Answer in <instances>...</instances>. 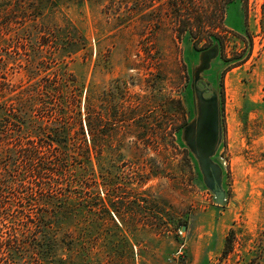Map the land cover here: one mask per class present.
I'll return each mask as SVG.
<instances>
[{"label": "rangeland", "instance_id": "obj_1", "mask_svg": "<svg viewBox=\"0 0 264 264\" xmlns=\"http://www.w3.org/2000/svg\"><path fill=\"white\" fill-rule=\"evenodd\" d=\"M222 3L0 0V104L46 101L64 72L79 88L91 169L77 187L76 252L58 249L72 264H264V0ZM51 29L76 33L77 46L50 47ZM213 41L221 206L176 133L189 116V60ZM50 54L58 61L48 65ZM8 147L3 158H14L15 143ZM10 162L0 161L1 180Z\"/></svg>", "mask_w": 264, "mask_h": 264}, {"label": "trees", "instance_id": "obj_2", "mask_svg": "<svg viewBox=\"0 0 264 264\" xmlns=\"http://www.w3.org/2000/svg\"><path fill=\"white\" fill-rule=\"evenodd\" d=\"M233 1L222 0V6ZM71 29L75 28L71 25ZM48 31L54 44L50 47L77 46L76 33ZM47 60L48 65L58 61L51 54ZM64 75L62 88L58 82L49 83L42 91L46 101L32 100L25 108V99L19 95L15 103L0 104V161L11 160L9 169L3 166L0 179V264H66L69 257L58 255L60 244L67 251L76 252L78 247L72 232L79 211L77 187L88 185L91 155L80 118L77 82L67 72ZM92 127L87 118L89 139ZM13 143L14 158H3ZM185 156L200 180L194 162L188 153Z\"/></svg>", "mask_w": 264, "mask_h": 264}, {"label": "water", "instance_id": "obj_3", "mask_svg": "<svg viewBox=\"0 0 264 264\" xmlns=\"http://www.w3.org/2000/svg\"><path fill=\"white\" fill-rule=\"evenodd\" d=\"M218 60L219 44L217 41H213L209 50L196 52L194 57L190 58L189 75L192 68L207 63L213 68ZM194 82L195 78L192 76L189 87V103L191 104L192 115L187 123L179 129L177 138L180 146L187 151L194 162L202 185L213 195L215 204L221 206L226 197L223 185L224 174L220 164L214 161L223 140L220 101L215 91L194 93L191 89ZM207 84L211 85L209 82ZM198 85L202 89L206 88L202 82H199ZM185 229L186 225H182L181 233H184Z\"/></svg>", "mask_w": 264, "mask_h": 264}, {"label": "flooded vegetation", "instance_id": "obj_4", "mask_svg": "<svg viewBox=\"0 0 264 264\" xmlns=\"http://www.w3.org/2000/svg\"><path fill=\"white\" fill-rule=\"evenodd\" d=\"M210 47H212V46H210ZM210 47L203 49V50H198L197 52L207 51L210 49ZM205 68H208V69H205ZM192 76L195 78V82L193 84V87H191L193 92L194 93L200 92V94H201V93H209L211 91H215L216 94L218 95V98L220 101L221 113H222V97H221V91H220V87H219V72H218V70H214V67L212 68V66H210L209 63L203 64V65L201 64V65L196 66L195 68H192L191 73H190L189 78H188L189 81H188V88H187V94H188L187 100H188V106H189V116L183 125H185L187 123V121L189 120V118H191V115H192L191 104L189 103V87L191 84V77ZM199 82H202V85L205 86L206 88L202 89L198 85ZM207 82L211 83V85L209 86L207 84Z\"/></svg>", "mask_w": 264, "mask_h": 264}]
</instances>
